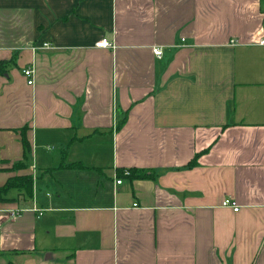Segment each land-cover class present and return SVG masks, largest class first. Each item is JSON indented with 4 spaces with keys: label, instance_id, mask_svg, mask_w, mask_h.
<instances>
[{
    "label": "crops",
    "instance_id": "0c3cea01",
    "mask_svg": "<svg viewBox=\"0 0 264 264\" xmlns=\"http://www.w3.org/2000/svg\"><path fill=\"white\" fill-rule=\"evenodd\" d=\"M263 35L264 0H0V264H264Z\"/></svg>",
    "mask_w": 264,
    "mask_h": 264
},
{
    "label": "trees",
    "instance_id": "16d2710c",
    "mask_svg": "<svg viewBox=\"0 0 264 264\" xmlns=\"http://www.w3.org/2000/svg\"><path fill=\"white\" fill-rule=\"evenodd\" d=\"M14 58H11L9 60H0V76H8L9 70L14 66ZM125 116L123 119L117 123L116 129H119L122 124L125 122ZM16 132L20 135V142L22 145V159L13 163L10 168L3 169L8 170L11 172L23 170L27 168V160L29 158L30 154V145L26 138V127H22ZM4 163L3 161H0V164ZM195 159H193L191 162H189L185 168H191L195 165ZM81 163H70L62 165L63 168L67 169H78L82 168ZM1 170V169H0ZM156 173L152 171L151 169H137V168H126L123 170H119L117 172V176L122 178H128L130 180H146V179H153L155 177ZM33 182L34 178L30 174H24V175H18L14 177H10L6 180V182L3 185H0V204L3 202L8 201H14L16 200H30L33 195ZM14 191L15 196L10 197V193Z\"/></svg>",
    "mask_w": 264,
    "mask_h": 264
},
{
    "label": "built area",
    "instance_id": "2783aa9c",
    "mask_svg": "<svg viewBox=\"0 0 264 264\" xmlns=\"http://www.w3.org/2000/svg\"><path fill=\"white\" fill-rule=\"evenodd\" d=\"M232 43V41H231ZM260 46L264 47V35L258 40V43ZM46 46V44H45ZM95 47L97 48H113V43L108 41L106 38H102L99 41L95 43ZM152 52L155 56L159 57L161 55V49L159 48H153ZM23 76L26 79L27 85H32L33 84V79H32V70L30 68H24L22 71ZM121 179L116 181V184H120ZM136 204H134L135 206ZM223 206H228L231 207L233 211H238V206L236 205V202L231 200L230 198H226L222 201Z\"/></svg>",
    "mask_w": 264,
    "mask_h": 264
},
{
    "label": "rangeland",
    "instance_id": "374dc122",
    "mask_svg": "<svg viewBox=\"0 0 264 264\" xmlns=\"http://www.w3.org/2000/svg\"><path fill=\"white\" fill-rule=\"evenodd\" d=\"M41 191L43 192H48V194H54V192L52 191V188L51 187H48V188H40Z\"/></svg>",
    "mask_w": 264,
    "mask_h": 264
}]
</instances>
